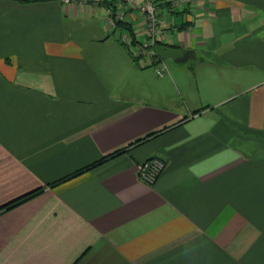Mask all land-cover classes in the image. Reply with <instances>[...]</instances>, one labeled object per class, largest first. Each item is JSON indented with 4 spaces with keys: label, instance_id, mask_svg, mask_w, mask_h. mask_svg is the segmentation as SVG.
Returning a JSON list of instances; mask_svg holds the SVG:
<instances>
[{
    "label": "crops",
    "instance_id": "crops-1",
    "mask_svg": "<svg viewBox=\"0 0 264 264\" xmlns=\"http://www.w3.org/2000/svg\"><path fill=\"white\" fill-rule=\"evenodd\" d=\"M158 18L169 76L101 5L0 0V264H264V0Z\"/></svg>",
    "mask_w": 264,
    "mask_h": 264
},
{
    "label": "built area",
    "instance_id": "built-area-1",
    "mask_svg": "<svg viewBox=\"0 0 264 264\" xmlns=\"http://www.w3.org/2000/svg\"><path fill=\"white\" fill-rule=\"evenodd\" d=\"M103 0H84L98 6ZM191 0H161L158 3L149 1L142 2L138 8L134 5V0H107L108 6L104 7L105 23L109 33H118L119 41L125 45L136 61L144 60L148 62L156 57L153 52V45L158 44L165 33L158 18L159 10L162 6H169L172 9L185 7ZM68 3V1H65ZM136 10L140 16V25L127 32L123 27H118V23H126L131 10ZM133 35V36H132ZM137 37H140L138 39ZM167 71L165 65L160 62L159 72ZM165 164L158 158H151L138 165L136 174L138 179L147 185H152L162 173Z\"/></svg>",
    "mask_w": 264,
    "mask_h": 264
},
{
    "label": "trees",
    "instance_id": "trees-1",
    "mask_svg": "<svg viewBox=\"0 0 264 264\" xmlns=\"http://www.w3.org/2000/svg\"><path fill=\"white\" fill-rule=\"evenodd\" d=\"M3 1H13V2L22 4V5H28V4H40V3L57 2V1L58 2L59 1H68V3H80V2H82L84 0H3ZM149 2H151V1H149ZM153 3H158V2H153ZM100 5L103 6V7L108 6L107 0H103L102 2H100L98 4V6H100ZM118 27H121V28L123 27V29H125L127 32L132 33V28L131 27H128V26L126 27L125 23H123V24L122 23H118ZM95 165H97V164H95ZM95 165H93V167ZM86 169H88V168H86ZM39 193H40V190L39 191H36V192H33V193H30V194L24 196L23 198L15 201V202H13L12 204H10V206L4 208V210H2V211L8 210L11 207H15L16 205H19L22 202L31 199L32 197L36 196Z\"/></svg>",
    "mask_w": 264,
    "mask_h": 264
},
{
    "label": "water",
    "instance_id": "water-1",
    "mask_svg": "<svg viewBox=\"0 0 264 264\" xmlns=\"http://www.w3.org/2000/svg\"><path fill=\"white\" fill-rule=\"evenodd\" d=\"M153 52L157 57L161 58L162 60L171 59L173 61L181 59L185 54V52L183 51L159 44L153 45Z\"/></svg>",
    "mask_w": 264,
    "mask_h": 264
},
{
    "label": "rangeland",
    "instance_id": "rangeland-1",
    "mask_svg": "<svg viewBox=\"0 0 264 264\" xmlns=\"http://www.w3.org/2000/svg\"><path fill=\"white\" fill-rule=\"evenodd\" d=\"M138 39H140V37H137ZM164 62V65L168 68V71H169V74L167 75V76H169L170 75V69H169V65L170 64H174L171 60H164L163 61ZM139 63L142 65L143 63H144V60H140L139 61ZM149 70H150V72L152 73V74H155L154 73V70H153V68L151 67V68H148Z\"/></svg>",
    "mask_w": 264,
    "mask_h": 264
}]
</instances>
